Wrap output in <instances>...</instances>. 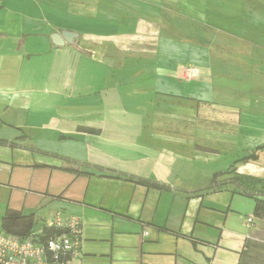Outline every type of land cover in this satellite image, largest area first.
Segmentation results:
<instances>
[{
    "label": "crops",
    "instance_id": "crops-1",
    "mask_svg": "<svg viewBox=\"0 0 264 264\" xmlns=\"http://www.w3.org/2000/svg\"><path fill=\"white\" fill-rule=\"evenodd\" d=\"M232 173L264 184V0H0V232L77 215L64 264H245L264 195Z\"/></svg>",
    "mask_w": 264,
    "mask_h": 264
},
{
    "label": "built area",
    "instance_id": "built-area-1",
    "mask_svg": "<svg viewBox=\"0 0 264 264\" xmlns=\"http://www.w3.org/2000/svg\"><path fill=\"white\" fill-rule=\"evenodd\" d=\"M196 70L188 67L187 76L196 75ZM247 222L251 224L253 217ZM82 242L81 217L57 214L42 231L26 236L0 232V264H64L81 254Z\"/></svg>",
    "mask_w": 264,
    "mask_h": 264
},
{
    "label": "rangeland",
    "instance_id": "rangeland-1",
    "mask_svg": "<svg viewBox=\"0 0 264 264\" xmlns=\"http://www.w3.org/2000/svg\"><path fill=\"white\" fill-rule=\"evenodd\" d=\"M225 180H230L233 185H229V187L237 192L247 194L254 198L264 195V184L252 177L238 176L232 173L228 178L220 181ZM223 186L219 184L217 188ZM260 202L261 209H263L255 215V218L253 217L252 223L254 225L252 226L251 245L245 264H264V201Z\"/></svg>",
    "mask_w": 264,
    "mask_h": 264
},
{
    "label": "trees",
    "instance_id": "trees-1",
    "mask_svg": "<svg viewBox=\"0 0 264 264\" xmlns=\"http://www.w3.org/2000/svg\"><path fill=\"white\" fill-rule=\"evenodd\" d=\"M254 158L255 156L253 155L246 157V159H254ZM128 179L141 183V184L149 185V183L145 180H141V179L134 180L133 178H128ZM244 195H247V194H244ZM256 201H259V199L256 198ZM34 224H35L34 214L24 215L21 212L13 210V209H7L2 218V227L5 230V232L19 235V236H26L29 233H31L32 228L34 227ZM46 231L51 233V231L48 229Z\"/></svg>",
    "mask_w": 264,
    "mask_h": 264
},
{
    "label": "water",
    "instance_id": "water-1",
    "mask_svg": "<svg viewBox=\"0 0 264 264\" xmlns=\"http://www.w3.org/2000/svg\"><path fill=\"white\" fill-rule=\"evenodd\" d=\"M76 37V34L70 31H64L62 33H54L52 39L55 44L63 45L66 41H73Z\"/></svg>",
    "mask_w": 264,
    "mask_h": 264
}]
</instances>
